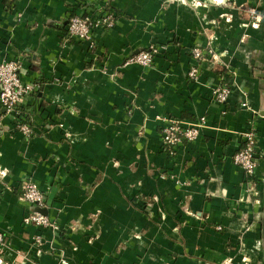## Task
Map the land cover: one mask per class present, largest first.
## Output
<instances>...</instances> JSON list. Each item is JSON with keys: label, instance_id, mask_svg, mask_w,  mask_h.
<instances>
[{"label": "crops", "instance_id": "0c3cea01", "mask_svg": "<svg viewBox=\"0 0 264 264\" xmlns=\"http://www.w3.org/2000/svg\"><path fill=\"white\" fill-rule=\"evenodd\" d=\"M101 7L114 28L65 42L71 17ZM156 45L152 67L127 63ZM196 46L219 60L192 81ZM14 59L39 88L34 138L8 117L0 136V264H264V0H0V63ZM160 117L200 135L172 153ZM253 117L263 159L250 192L233 158ZM26 179L58 233L24 224Z\"/></svg>", "mask_w": 264, "mask_h": 264}, {"label": "built area", "instance_id": "2783aa9c", "mask_svg": "<svg viewBox=\"0 0 264 264\" xmlns=\"http://www.w3.org/2000/svg\"><path fill=\"white\" fill-rule=\"evenodd\" d=\"M171 1L190 2V0ZM215 2L221 4L224 0H215ZM255 19L257 21L258 18ZM116 22V15L107 7L97 8L93 14L74 15L69 19L67 34L64 37L65 42L77 40L94 45L96 32L101 29H112L115 27ZM165 51V46H152L128 58L127 63L149 68L153 66L155 58ZM191 56L196 62L189 72V78L192 81H197L199 78L201 62L208 60L217 62L219 60V56L215 54L213 49L206 50L198 46L192 49ZM21 75V60L14 59L0 63V105L4 109V114L0 115V136L5 133L4 119L8 117L14 125V129L30 139L34 138L35 132L31 125L32 119L26 109V104L39 87L35 83L25 82ZM231 92L229 87L224 86L214 90L213 97L218 103L224 104L228 101ZM246 106V104L243 105V107ZM254 116L256 117V114ZM159 120L165 123L162 129L164 146L172 153L176 151L178 146L194 142L200 135L199 125H189L175 118L160 117ZM205 121V119L201 120L203 124ZM243 136V147L236 153L233 161L235 165L244 171L247 187L250 192H253L256 183V171L263 159L259 149V138L254 117L249 123V130ZM21 191V199L30 206V212L25 217L24 224L58 233L60 228L56 222L41 212L33 210V208L45 209L47 207L46 194L39 188L38 184L31 179L23 180ZM219 229L221 230V228ZM42 243L40 236L35 237L34 245L41 246ZM5 245V234L0 232V250ZM62 264L67 263L62 262Z\"/></svg>", "mask_w": 264, "mask_h": 264}, {"label": "water", "instance_id": "95a60500", "mask_svg": "<svg viewBox=\"0 0 264 264\" xmlns=\"http://www.w3.org/2000/svg\"><path fill=\"white\" fill-rule=\"evenodd\" d=\"M34 211H39L44 215H47V210L46 209H40V208H33Z\"/></svg>", "mask_w": 264, "mask_h": 264}]
</instances>
